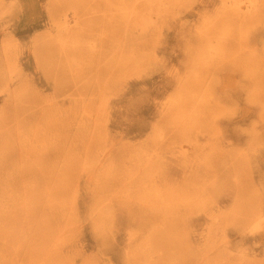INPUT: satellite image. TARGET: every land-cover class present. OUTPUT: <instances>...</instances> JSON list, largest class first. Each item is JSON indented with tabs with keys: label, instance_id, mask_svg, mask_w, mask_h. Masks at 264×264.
<instances>
[{
	"label": "rangeland",
	"instance_id": "rangeland-1",
	"mask_svg": "<svg viewBox=\"0 0 264 264\" xmlns=\"http://www.w3.org/2000/svg\"><path fill=\"white\" fill-rule=\"evenodd\" d=\"M0 264H264V0H0Z\"/></svg>",
	"mask_w": 264,
	"mask_h": 264
}]
</instances>
